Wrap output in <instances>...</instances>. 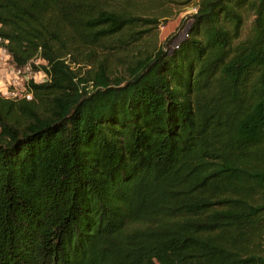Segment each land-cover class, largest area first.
<instances>
[{
    "label": "trees",
    "instance_id": "16d2710c",
    "mask_svg": "<svg viewBox=\"0 0 264 264\" xmlns=\"http://www.w3.org/2000/svg\"><path fill=\"white\" fill-rule=\"evenodd\" d=\"M171 1L0 0L13 62L49 75L0 94V264H264V0L178 2L125 76L94 60Z\"/></svg>",
    "mask_w": 264,
    "mask_h": 264
},
{
    "label": "rangeland",
    "instance_id": "374dc122",
    "mask_svg": "<svg viewBox=\"0 0 264 264\" xmlns=\"http://www.w3.org/2000/svg\"><path fill=\"white\" fill-rule=\"evenodd\" d=\"M144 6V4H147L150 0H139ZM184 0H174L171 2H166L164 5H161L167 9H170L172 13L167 18V20L160 22L158 27L153 26L152 30L148 35H146L141 41L133 45L128 50H122L119 51L118 54H111L109 52H105L103 50H100V54H96L94 57V60L99 61L100 64L104 65L106 67L107 73H109L112 76H125L126 74V64L130 62L131 60H134L138 57L146 56L151 53H155L156 50L162 45L165 38L170 35L174 34L175 32H179L180 29L179 26L181 24V19L183 16L186 15V13L190 12V7L184 8L180 3ZM156 6H152L149 10L145 12H155ZM147 28V27H146ZM182 30V29H181ZM185 30L181 31L180 38L185 35ZM89 57L87 55H84L82 65H87L85 61H87ZM42 60H38V63H42ZM94 64H98V62H95ZM93 65L89 66H83V68L80 70L81 78H86L89 76V69ZM101 66V65H100Z\"/></svg>",
    "mask_w": 264,
    "mask_h": 264
},
{
    "label": "built area",
    "instance_id": "2783aa9c",
    "mask_svg": "<svg viewBox=\"0 0 264 264\" xmlns=\"http://www.w3.org/2000/svg\"><path fill=\"white\" fill-rule=\"evenodd\" d=\"M196 10L195 6L189 9L192 13ZM7 44L8 40L0 36V94L13 100L30 99L33 94L29 84L46 82L49 80V75L42 69L36 70L32 62L17 66L13 62ZM42 61L44 63V60Z\"/></svg>",
    "mask_w": 264,
    "mask_h": 264
}]
</instances>
